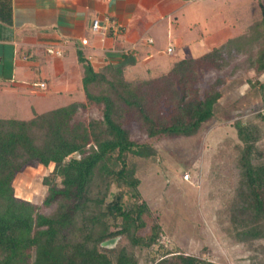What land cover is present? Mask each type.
Listing matches in <instances>:
<instances>
[{
	"label": "trees",
	"instance_id": "trees-1",
	"mask_svg": "<svg viewBox=\"0 0 264 264\" xmlns=\"http://www.w3.org/2000/svg\"><path fill=\"white\" fill-rule=\"evenodd\" d=\"M262 13L246 35L254 40L248 45H264V8ZM234 44L178 61L165 75L132 81L124 68L95 70L79 51L84 102L30 120L0 118V264H215L162 243L163 231L152 220L131 161L154 159L158 151L132 138L130 118L150 139L195 137L223 120L217 112L222 82L207 79L244 53L247 45ZM252 65L264 73V47ZM258 86L264 89V83ZM94 108L99 118H82ZM257 117L260 127L234 124L240 144L233 220L244 242L264 240V114ZM28 166L50 169L42 179V205L15 195V178ZM43 206L55 212L42 213ZM114 239L115 245L103 246Z\"/></svg>",
	"mask_w": 264,
	"mask_h": 264
},
{
	"label": "rangeland",
	"instance_id": "rangeland-1",
	"mask_svg": "<svg viewBox=\"0 0 264 264\" xmlns=\"http://www.w3.org/2000/svg\"><path fill=\"white\" fill-rule=\"evenodd\" d=\"M262 8L264 0H234L231 4H226V0H194L182 20L185 33L191 32L187 27L193 22L196 25L190 27L192 35H208L207 31L213 30L220 32L219 36H207L196 45H180L185 54L182 56L186 58H202L212 48H220L231 41H235L238 49L247 45L229 68L219 74L212 73L207 79L210 83L222 82L223 98L217 112L223 120L205 126L195 137L150 139L140 123L130 118L132 138L148 142L158 151L154 159L131 158V161L136 165L137 177L141 180L140 192L151 209L152 220H157L163 231L162 243L215 264H264V240L244 242L233 220L239 180L235 164L240 144L234 124L242 121L260 127L257 116L264 114V89L258 86L264 83V73H257L252 65L264 45L262 40L248 45L254 40L246 36L250 28L262 20ZM179 33L173 35L174 46H179L175 40ZM84 99L83 92L77 91L74 100ZM70 102L58 100L41 110L51 111ZM0 110L11 109L4 106ZM99 117L96 108L82 116L85 120ZM262 131L259 145L264 149V128ZM49 171L41 166L25 168L13 183L15 195L42 205L47 194L42 179ZM187 173L191 176L189 181L184 180ZM55 209L43 206L41 211L52 214Z\"/></svg>",
	"mask_w": 264,
	"mask_h": 264
},
{
	"label": "crops",
	"instance_id": "crops-1",
	"mask_svg": "<svg viewBox=\"0 0 264 264\" xmlns=\"http://www.w3.org/2000/svg\"><path fill=\"white\" fill-rule=\"evenodd\" d=\"M193 2L0 0V109H11L0 110V118L7 115L3 119L30 120L58 100L72 101L65 106L84 102L74 100L77 91L85 98L79 51L97 71L110 66L124 68L127 80L167 74L174 63L190 59L182 56L180 45H196L207 36L220 34L213 30L207 31L208 35H192L190 27L195 22L187 27L190 33L182 30V20ZM232 2L226 0V4ZM107 19L110 30L95 33L94 21L105 25ZM177 32L179 46H174ZM189 37L194 39L189 41ZM51 47L62 56L49 54ZM215 48L219 47L212 50ZM41 83L46 84L45 91L34 87Z\"/></svg>",
	"mask_w": 264,
	"mask_h": 264
},
{
	"label": "built area",
	"instance_id": "built-area-1",
	"mask_svg": "<svg viewBox=\"0 0 264 264\" xmlns=\"http://www.w3.org/2000/svg\"><path fill=\"white\" fill-rule=\"evenodd\" d=\"M107 21V24L103 25L102 22L100 20H95L94 23H93V31L95 33H100V32H107L110 30V27H109V19L106 20ZM152 42V41H151ZM48 53L49 54H52V55H57L59 57L62 56V52L57 50L55 47H51L48 49ZM169 53H173V50L172 49H169ZM34 87L36 89H39L41 91H45L47 89V86L45 83H41V84H35ZM190 175L187 173L185 176H184V180L185 181H189L190 180Z\"/></svg>",
	"mask_w": 264,
	"mask_h": 264
},
{
	"label": "water",
	"instance_id": "water-1",
	"mask_svg": "<svg viewBox=\"0 0 264 264\" xmlns=\"http://www.w3.org/2000/svg\"><path fill=\"white\" fill-rule=\"evenodd\" d=\"M116 243H117V240L114 239V240H110V241L104 243L103 246L104 247H111V246L115 245Z\"/></svg>",
	"mask_w": 264,
	"mask_h": 264
}]
</instances>
